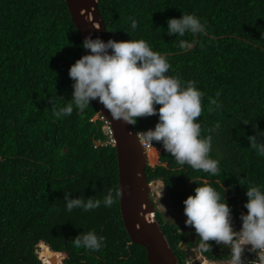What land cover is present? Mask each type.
Wrapping results in <instances>:
<instances>
[{
	"label": "trees",
	"instance_id": "1",
	"mask_svg": "<svg viewBox=\"0 0 264 264\" xmlns=\"http://www.w3.org/2000/svg\"><path fill=\"white\" fill-rule=\"evenodd\" d=\"M98 8L110 39L145 40L167 57L168 75L185 86L195 81L204 93L197 119L202 135L212 136L210 155L221 171L179 165L153 141L148 181H162L180 207L196 186L210 184L240 220L246 188L264 185V157L247 139L264 130V0H98ZM182 14L206 22V31L169 35L167 20ZM181 39L195 46L182 51ZM82 41L64 0H0V264H150L125 230L119 198L111 207L66 210L65 193L103 200L119 189L116 150L97 101L60 119L52 115L71 102L68 69L88 51ZM157 122V115L138 117L134 127L141 133ZM154 215L172 248L184 239L179 225ZM88 231L106 238L99 251L74 247Z\"/></svg>",
	"mask_w": 264,
	"mask_h": 264
},
{
	"label": "clouds",
	"instance_id": "2",
	"mask_svg": "<svg viewBox=\"0 0 264 264\" xmlns=\"http://www.w3.org/2000/svg\"><path fill=\"white\" fill-rule=\"evenodd\" d=\"M131 27H137L135 20ZM166 29L169 35L184 37L190 33L196 36L206 31V22L194 14H182L178 18H169ZM191 46L192 43L184 39L178 44L182 51ZM82 47L88 51L68 69L73 81L71 102L59 110L53 108L55 119L71 115L73 106L83 111L94 100H98L113 119L131 125L136 124L138 117L157 115L158 122L154 128L144 132L143 139L147 143H162L164 150L179 165L187 164L194 170L211 175L221 171L218 160L210 155L212 136L202 135L197 119L203 110L204 93L196 87L195 81H188L185 86L179 77L168 75L171 65L167 57L154 51L143 39H108L105 42L99 37L86 36ZM219 95L217 92L216 96ZM209 103L214 109L221 107L216 98L210 99ZM105 122L108 132L111 127L107 119ZM219 128L217 123L208 131L211 133ZM259 137H264V130L256 129L255 134L247 139L257 155L264 157V140ZM245 195L244 207L247 211L240 214L241 227L238 231L232 227L231 208L223 193L210 184L196 186L193 193L182 201L184 224L197 233L202 252H210L211 244L208 242L215 241L230 248L229 264H248L242 259V254L245 246L250 245L248 251L255 253L256 264H264V185L248 186ZM120 196L121 191L116 189L109 191L103 200L92 197L85 200L80 196L69 198L68 193H65L64 200L69 212L77 208L91 211L101 204L111 207ZM105 239L104 236H97L95 231H88L77 235L73 244L77 249L95 252L104 247Z\"/></svg>",
	"mask_w": 264,
	"mask_h": 264
},
{
	"label": "water",
	"instance_id": "3",
	"mask_svg": "<svg viewBox=\"0 0 264 264\" xmlns=\"http://www.w3.org/2000/svg\"><path fill=\"white\" fill-rule=\"evenodd\" d=\"M64 1L82 40L86 36L99 37L105 42L110 39L98 8V0ZM194 46L192 44L191 48ZM96 101L100 113L108 120L113 132L121 191L120 212L127 234L132 242L145 248L150 264H181L154 215L157 208L152 200V188L159 180L148 181V152L138 132L134 125L113 119L110 112ZM232 227L238 229L241 223H232Z\"/></svg>",
	"mask_w": 264,
	"mask_h": 264
},
{
	"label": "flooded vegetation",
	"instance_id": "4",
	"mask_svg": "<svg viewBox=\"0 0 264 264\" xmlns=\"http://www.w3.org/2000/svg\"><path fill=\"white\" fill-rule=\"evenodd\" d=\"M231 222L232 223L238 222V224L241 223L240 220H231ZM185 231L186 233L184 239L178 242V244H176L173 247L176 255L180 260H182L181 253L184 252L187 256V259L191 261V264H229L231 250L227 245H223V244L220 245L217 244L215 241H209L208 243L211 244L210 251H214V252L216 251L219 253V255L224 256L221 259L219 258L216 260H212L207 258L200 250L199 247L200 238L198 237L197 233H195L194 229L191 226H186V225L178 229V233H183ZM185 242L186 245L181 246V244ZM249 247L250 245L245 246V251L242 254V259L248 261V264H256L255 253L246 251V249H248ZM205 261H208V263H205Z\"/></svg>",
	"mask_w": 264,
	"mask_h": 264
},
{
	"label": "rangeland",
	"instance_id": "5",
	"mask_svg": "<svg viewBox=\"0 0 264 264\" xmlns=\"http://www.w3.org/2000/svg\"><path fill=\"white\" fill-rule=\"evenodd\" d=\"M152 200L157 210L162 215L164 221L172 222L179 225L180 227L185 225V214L183 212V207L177 206L175 204V202L166 192V188L160 180L157 181L152 188Z\"/></svg>",
	"mask_w": 264,
	"mask_h": 264
},
{
	"label": "built area",
	"instance_id": "6",
	"mask_svg": "<svg viewBox=\"0 0 264 264\" xmlns=\"http://www.w3.org/2000/svg\"><path fill=\"white\" fill-rule=\"evenodd\" d=\"M112 130L109 128L108 129V135L110 137V140L113 141V138H112ZM143 135H144V132H141V133H138V136L140 137V140L143 144V146L146 148L147 151L151 150L152 149V143L149 144L147 143L144 139H143ZM234 230H239V229H234ZM205 260V259H204ZM204 262V261H202ZM184 264H191V261H189L188 259L185 260V263Z\"/></svg>",
	"mask_w": 264,
	"mask_h": 264
},
{
	"label": "bare ground",
	"instance_id": "7",
	"mask_svg": "<svg viewBox=\"0 0 264 264\" xmlns=\"http://www.w3.org/2000/svg\"><path fill=\"white\" fill-rule=\"evenodd\" d=\"M152 149L147 151L148 152V157H150V153H151ZM162 186V185H161ZM160 192V191H159ZM160 196V195H159ZM205 263H208V261H205Z\"/></svg>",
	"mask_w": 264,
	"mask_h": 264
}]
</instances>
